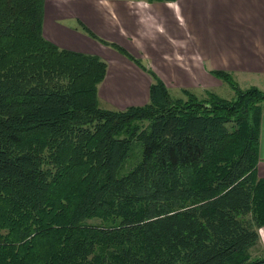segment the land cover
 I'll return each mask as SVG.
<instances>
[{"label": "trees", "instance_id": "1", "mask_svg": "<svg viewBox=\"0 0 264 264\" xmlns=\"http://www.w3.org/2000/svg\"><path fill=\"white\" fill-rule=\"evenodd\" d=\"M44 1L0 0V264H264V92L172 95L129 60L148 103L101 108L107 63L47 41Z\"/></svg>", "mask_w": 264, "mask_h": 264}, {"label": "crops", "instance_id": "2", "mask_svg": "<svg viewBox=\"0 0 264 264\" xmlns=\"http://www.w3.org/2000/svg\"><path fill=\"white\" fill-rule=\"evenodd\" d=\"M43 14L47 41L107 63L98 94L117 110L144 106L149 100L151 79L129 60H179L175 88L195 95L224 84L209 71L227 72L237 85L242 82L264 92V0H74L56 7L45 0ZM64 17L78 21V26L57 23ZM80 24L119 46L129 58L83 34ZM256 175L264 179V111ZM259 236L264 247V227Z\"/></svg>", "mask_w": 264, "mask_h": 264}, {"label": "rangeland", "instance_id": "3", "mask_svg": "<svg viewBox=\"0 0 264 264\" xmlns=\"http://www.w3.org/2000/svg\"><path fill=\"white\" fill-rule=\"evenodd\" d=\"M71 1H74V0H46V2L50 3L52 7H56V4H67ZM96 1H103L104 2L105 0H96ZM57 23L65 26L67 28H71V29L78 26V21L71 19V18H67V17H64L62 20L57 21ZM147 61H150V62L147 63ZM141 62L143 63V65L151 67L152 69L158 71L159 76L160 77L162 76V78L165 79L166 85L168 87L169 86L171 87L170 92L172 95H178L179 94V92H178L179 89L175 88L176 87L175 84L177 85V82H178V77H177L176 73L179 72V69L181 67L179 60H141ZM112 63L117 64L115 61ZM174 70H176L177 72H174ZM249 87H254V86H250L249 84H245L242 82H239V85H237V88L239 90H245V89H248ZM210 92L214 93L217 96H219L223 99H226V100H231L235 97V92L230 88V86H228L226 84H222V87H217L213 90H210ZM197 97L199 99H202L205 97V93L200 92L199 94H197ZM99 100L101 101L100 102L101 108L109 109V110H117L115 107L111 106V104L108 102L107 99L101 98L99 96ZM132 156L134 157V159L137 158L138 151L136 148H135V150H133ZM134 159L130 160V163H132V161ZM130 163L126 164L127 170L131 166ZM92 222H95V221H91V223ZM261 253H262L261 248H257L256 250H254L253 256H257ZM263 253H264V251H263Z\"/></svg>", "mask_w": 264, "mask_h": 264}]
</instances>
